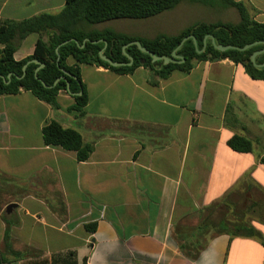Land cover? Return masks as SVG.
I'll return each mask as SVG.
<instances>
[{
    "label": "crops",
    "instance_id": "1",
    "mask_svg": "<svg viewBox=\"0 0 264 264\" xmlns=\"http://www.w3.org/2000/svg\"><path fill=\"white\" fill-rule=\"evenodd\" d=\"M232 1L264 24V0ZM197 5L227 10L220 2L186 0L158 16L114 20L95 31L176 37L206 23L196 21ZM65 6L66 0H0V22L56 15ZM40 37L49 38L22 41L15 60L32 56ZM80 70L88 94L83 117L71 112L75 96L64 91L59 109L31 92L0 97V264H264V224L253 226L254 236L208 237L196 260L177 242L181 226L202 224V214L240 186L264 193V80L230 59L199 62L166 79L144 67L130 75L88 64ZM52 121L93 145L88 161L45 145L43 129ZM234 137L252 150H233ZM11 204L17 207L7 214ZM189 219L196 225L187 226Z\"/></svg>",
    "mask_w": 264,
    "mask_h": 264
},
{
    "label": "trees",
    "instance_id": "2",
    "mask_svg": "<svg viewBox=\"0 0 264 264\" xmlns=\"http://www.w3.org/2000/svg\"><path fill=\"white\" fill-rule=\"evenodd\" d=\"M186 0H66L65 8L56 15L43 14L41 16L22 22L5 21L0 22V75L6 78L12 75L9 84L0 78V97L5 95H18L22 91L31 92L38 100L59 109L57 97L59 92H67L68 84L71 94H79L74 97L75 105L70 109L77 117L85 115V107L88 103L86 86L81 77L80 65H97L109 69L120 75H130L138 68H150L155 70L159 78L166 79L174 71L190 73L199 62H215L230 59L236 64H241L248 75L254 80H264V68H257L251 62V56L258 51L264 50V45L259 44L247 51L230 50L227 52L217 51L207 36H213L219 46H232L243 49L247 45L257 42L264 43V24L254 22L247 8L241 3L232 0H190L201 4L221 3L226 8H235L240 17L236 25L225 23H199L183 31L176 37H159L154 40H144L136 37L117 33L113 30L91 31L89 27L103 24L114 20H144L158 16L166 11L172 10L181 2ZM212 3H211V2ZM48 34V41L42 37L38 40L34 54L26 60L17 62L14 55L18 45L31 34ZM195 37L197 46L192 40L184 43L177 51V55L185 62L181 64H168L153 62L149 55L142 53L136 46H130L127 53L134 59L132 66H121L114 68L102 61L100 51L105 47L103 43H87L83 49L76 43L70 42L59 49L60 59L56 49L63 43L70 40H77L80 45L89 39L92 42L104 40L108 43L104 51L115 63L129 64L128 58L123 54V48L133 42L141 45L158 57L172 58L173 52L180 46L187 37ZM198 51L202 53H198ZM73 58L76 61L74 66L68 65V60ZM38 60L45 64L39 71L36 78L38 65L30 64L27 74L23 76V67L30 61ZM144 61V63H142ZM256 63L264 65V54L260 55ZM64 72L71 77H66L68 84L60 81L56 86L55 82L65 76ZM52 88H45L43 83ZM43 139L46 146L60 147L65 151L75 152L79 162H86L90 159L94 147L86 144L83 137L73 129H65L56 121H52L43 129ZM230 147L238 152H250L251 143L234 137L229 142ZM264 164V158L261 160ZM94 227V226H89ZM87 226V229L90 230ZM241 230H237L239 232ZM255 234H242V236H254ZM179 244V243H178ZM207 244H202L196 249L195 244L190 241L188 244H179L181 251L191 260H196ZM84 264H88L86 261Z\"/></svg>",
    "mask_w": 264,
    "mask_h": 264
},
{
    "label": "rangeland",
    "instance_id": "3",
    "mask_svg": "<svg viewBox=\"0 0 264 264\" xmlns=\"http://www.w3.org/2000/svg\"><path fill=\"white\" fill-rule=\"evenodd\" d=\"M196 17V21L202 18L201 20L206 21L207 24L225 23L236 25L240 22L238 11L230 7L225 11L216 8L208 9L203 5H197ZM101 29L103 28L89 27L91 31ZM126 29H129L128 31H133V29L136 31L139 29V26ZM45 34L43 33V35ZM200 219L202 220V224H197L196 228L186 227L192 229V231L184 228V226L178 229L180 236L177 237V242L180 245H183V241H186L185 244L192 241L196 249H198L202 245L201 242L208 239V237L224 231H228L234 235L256 234L257 230L254 227L264 224V193L255 187V185H248L246 183L230 194L222 203L206 210ZM187 222L188 224L186 225L189 227L196 225L195 220L189 219ZM220 225L223 226L220 227ZM237 230L241 231L237 232ZM191 237L193 238L191 239Z\"/></svg>",
    "mask_w": 264,
    "mask_h": 264
},
{
    "label": "water",
    "instance_id": "4",
    "mask_svg": "<svg viewBox=\"0 0 264 264\" xmlns=\"http://www.w3.org/2000/svg\"><path fill=\"white\" fill-rule=\"evenodd\" d=\"M208 39H210V40L212 41V44L214 45L215 49H216L217 51H220V52H227V51H230V50L247 51V50L251 49L252 47L257 46V45H259V44H263V45H264V43L257 42V43H254V44H252V45H247V46H245L243 49H238V48H234V47H232V46H219V45H217V44H216V41H215V38H214L213 36H207V37L205 38V43L207 42ZM189 40H192V41L195 43V45L197 46V40H196L195 37H192V36H191V37H187V38H185V39L182 41V43L180 44V46H179V47L173 52V54H172V58H168V57H158V56H156L154 53H152L151 51H149L148 49L144 48V47L141 45V43H139V42H133V43H131V44H129V45H126V46L123 48V54L128 58V60H129V64H119V63H115V62H113L111 59H109L107 56H105V55H104V51H105V49L107 48L108 43H107L106 41H104V40H100V41H97V42H92L91 40L87 39V40L84 41L83 45H80L79 42H78L77 40L73 39V40L67 41V42L63 43L62 45H60V46L56 49V54H57V56H58V59H60V52H59V49L61 48V46H64V45H66V44H68V43H70V42L76 43V44L79 46V48H81V49H83L87 43H93V44L103 43V44L105 45V47H104V49H103L102 51H100V53H99L100 58H101L102 61L106 62L107 64H109L110 66H112V67H114V68L121 67V66H132V65L134 64V59H133L131 56H129L128 53H127V49H128L130 46H136V47H137L142 53H144V54H146V55H149V56L152 58L153 62H163L165 65H168V64H181V63L185 62V60H184L182 57H179V56L177 55V51H178L179 49H181V47L184 45V43L187 42V41H189ZM198 53H202V52L198 51ZM262 54H264V50H262V51H258V52H255V53L251 56V62H252L257 68H264V65H258V64L256 63L257 58H258L260 55H262ZM142 63H144V61H142ZM30 64H35V65H38V66H39L38 69L36 70V78H37L39 81H41L37 75H38L39 71L42 70V69L45 67V64L41 63V62L38 61V60H33V61L28 62V63L23 67V76H22V77H18V79H19V80H22V79L26 76V74H27V68H28V66H29ZM64 74H65V76L59 78V79L55 82L54 86H56L60 81H64V82H66V83L68 84V81H67V78H66V77H71V78H73L72 76H70V75H69L68 73H66V72H64ZM0 78H2V79L6 82V84H9V81H11V79H12V75H9V76H8V82L6 81V78H4V77L1 76V75H0ZM42 83H43V82H42ZM43 86H44L45 88H52V87L47 86L45 83H43ZM67 92H68L69 94H71V93H70V86H69V84H68ZM71 95H73V94H71ZM77 95L80 96V95H82V93L74 94L73 96H77ZM16 207H17V206H16L15 204H11L10 206H8V208H7V214H11L12 211H13V209H15Z\"/></svg>",
    "mask_w": 264,
    "mask_h": 264
}]
</instances>
